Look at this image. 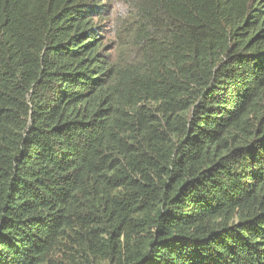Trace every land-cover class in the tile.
I'll use <instances>...</instances> for the list:
<instances>
[{
  "label": "trees",
  "instance_id": "1",
  "mask_svg": "<svg viewBox=\"0 0 264 264\" xmlns=\"http://www.w3.org/2000/svg\"><path fill=\"white\" fill-rule=\"evenodd\" d=\"M0 264H264V0H0Z\"/></svg>",
  "mask_w": 264,
  "mask_h": 264
},
{
  "label": "rangeland",
  "instance_id": "2",
  "mask_svg": "<svg viewBox=\"0 0 264 264\" xmlns=\"http://www.w3.org/2000/svg\"><path fill=\"white\" fill-rule=\"evenodd\" d=\"M127 8V4L125 2H118L115 7H114V10L115 12L119 9H126ZM111 28V26H109ZM105 35V34H104ZM109 40H108V43L106 42L105 46H106V52L107 53H112V55L114 56L115 55V52H117V47L115 46V42H114V36L113 35H110L108 36ZM122 55L123 56H126V51H123L122 52Z\"/></svg>",
  "mask_w": 264,
  "mask_h": 264
}]
</instances>
